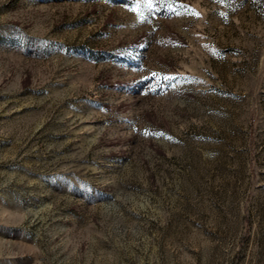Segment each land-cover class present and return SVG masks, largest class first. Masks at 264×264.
<instances>
[{
	"label": "rangeland",
	"instance_id": "374dc122",
	"mask_svg": "<svg viewBox=\"0 0 264 264\" xmlns=\"http://www.w3.org/2000/svg\"><path fill=\"white\" fill-rule=\"evenodd\" d=\"M0 264H264V0H0Z\"/></svg>",
	"mask_w": 264,
	"mask_h": 264
},
{
	"label": "snow or ice",
	"instance_id": "6c2138e0",
	"mask_svg": "<svg viewBox=\"0 0 264 264\" xmlns=\"http://www.w3.org/2000/svg\"><path fill=\"white\" fill-rule=\"evenodd\" d=\"M149 6H151V0H148ZM198 15V14H197Z\"/></svg>",
	"mask_w": 264,
	"mask_h": 264
}]
</instances>
